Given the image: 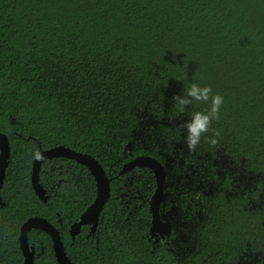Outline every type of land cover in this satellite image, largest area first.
<instances>
[{"label": "trees", "instance_id": "trees-1", "mask_svg": "<svg viewBox=\"0 0 264 264\" xmlns=\"http://www.w3.org/2000/svg\"><path fill=\"white\" fill-rule=\"evenodd\" d=\"M191 82L211 85L225 103L205 134L218 133L217 143L202 137L188 161L202 156L198 164L215 169L222 152L264 176V0H0V131L11 147L0 264L24 263L21 228L33 217L59 230L74 264H235L232 239L246 233L264 243V202L246 211L224 196L217 213L206 207L186 251L151 236L155 173L125 167L141 155L165 164L184 153L181 124L190 117L169 116ZM57 146L94 156L111 178L96 230L85 225L75 238L71 227L97 182L86 165L53 157L39 172L44 201L32 181L35 153ZM258 186L254 199L264 180ZM28 241L34 264H59L47 231L32 229Z\"/></svg>", "mask_w": 264, "mask_h": 264}, {"label": "flooded vegetation", "instance_id": "flooded-vegetation-1", "mask_svg": "<svg viewBox=\"0 0 264 264\" xmlns=\"http://www.w3.org/2000/svg\"><path fill=\"white\" fill-rule=\"evenodd\" d=\"M188 151L185 144L184 153L167 157L164 164L167 171L163 188L165 196L159 207L160 227L154 232L150 229L154 241H162L167 246L178 243V247L184 251L191 246L188 242L191 230L200 226V221L207 217L206 207L209 205L217 213L215 207L222 200V196L227 198L231 208L234 203L246 211L262 207L264 202L260 201L264 195L262 191L258 193V198L254 199L255 191L260 188L258 184L264 180L261 173L248 171L243 161H236L222 152L213 159L212 165L215 169L205 162L202 166L199 165L197 159L202 156L193 159L191 163L188 161L187 156L191 154ZM177 157L181 166L179 169L175 168ZM248 193L249 195H246ZM234 198H237L238 202ZM244 198L248 200L245 202ZM240 206H237V209H240ZM232 240L236 243L235 264H264L263 242L252 245L246 233H243L240 239Z\"/></svg>", "mask_w": 264, "mask_h": 264}, {"label": "water", "instance_id": "water-1", "mask_svg": "<svg viewBox=\"0 0 264 264\" xmlns=\"http://www.w3.org/2000/svg\"><path fill=\"white\" fill-rule=\"evenodd\" d=\"M39 153V158L36 157L34 161L32 181L36 193L44 201H46L48 197L44 187L39 182V172L41 164L44 161L53 157H67L86 165L90 169L97 182V196L94 202L81 214L79 220L72 225L71 234L73 238H75L85 225H91L92 231H95L99 224L101 213L111 194V178L107 176L103 165L94 156L79 152L66 146L53 147L42 150ZM10 154L11 147L9 138L7 134L0 131V188L5 177ZM135 166L148 167L152 169L157 179V189L150 202L153 216L151 232H154L158 227H160L161 219L159 217V207L165 196L163 188L167 171L164 164L160 160L149 155H141L136 157L127 164L125 170ZM34 228L43 229L51 235L54 242L55 254L59 264H74L67 255L65 246L59 234V230L51 222L42 217H33L28 219L21 228L20 242L25 256V261L23 264H34L35 261V248L30 247L28 241V233Z\"/></svg>", "mask_w": 264, "mask_h": 264}, {"label": "clouds", "instance_id": "clouds-1", "mask_svg": "<svg viewBox=\"0 0 264 264\" xmlns=\"http://www.w3.org/2000/svg\"><path fill=\"white\" fill-rule=\"evenodd\" d=\"M176 78V77H175ZM184 80V78H176ZM174 115H170V119H175L176 116L187 115L190 118L183 120L181 127L186 129L184 140L187 144L188 150L194 151L201 143V138L204 137L208 140L210 146L217 143L216 136L218 133L213 132L212 136H205L209 133L210 127L214 120H218L221 115V109L225 103V98L219 92H214L209 84H200L191 82L185 84L182 94L174 95ZM207 102L209 106L203 111H193L191 107L193 102ZM39 158L40 153H35Z\"/></svg>", "mask_w": 264, "mask_h": 264}, {"label": "rangeland", "instance_id": "rangeland-1", "mask_svg": "<svg viewBox=\"0 0 264 264\" xmlns=\"http://www.w3.org/2000/svg\"><path fill=\"white\" fill-rule=\"evenodd\" d=\"M186 144V143H185ZM185 144H183V147H185ZM183 147H180V148H183Z\"/></svg>", "mask_w": 264, "mask_h": 264}]
</instances>
